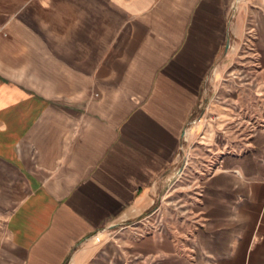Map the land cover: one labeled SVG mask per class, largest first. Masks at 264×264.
I'll list each match as a JSON object with an SVG mask.
<instances>
[{
  "label": "crops",
  "instance_id": "1",
  "mask_svg": "<svg viewBox=\"0 0 264 264\" xmlns=\"http://www.w3.org/2000/svg\"><path fill=\"white\" fill-rule=\"evenodd\" d=\"M0 264H264V0H0Z\"/></svg>",
  "mask_w": 264,
  "mask_h": 264
},
{
  "label": "rangeland",
  "instance_id": "2",
  "mask_svg": "<svg viewBox=\"0 0 264 264\" xmlns=\"http://www.w3.org/2000/svg\"><path fill=\"white\" fill-rule=\"evenodd\" d=\"M194 120L195 118H193L191 120V124L188 125V133L193 131V134L196 132L194 128H192L195 124H194ZM193 125V126H192ZM198 130V129H197ZM199 153H204V151L201 148H198L197 150ZM192 153H196V150H189V148L186 145V154H190L192 155ZM186 169L184 173H177L176 175H174L173 177L170 178L169 181H167V183L169 184V186L171 187V189L173 190L172 193H170L171 195L169 196H173L168 197L167 200H171V201H175L177 200L178 203H180L181 205V209L184 211L187 209L188 207V203L190 201V199L193 197V192H191V189L188 187L192 182H194V180H196L195 183H200V177L196 176L194 177L193 174L195 173V169H199V167H201V164L195 160H187L186 162ZM171 198V199H170Z\"/></svg>",
  "mask_w": 264,
  "mask_h": 264
}]
</instances>
